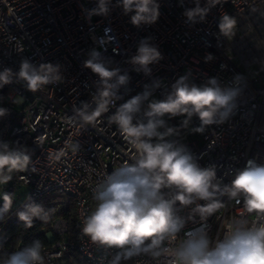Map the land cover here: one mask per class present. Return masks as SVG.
Listing matches in <instances>:
<instances>
[{
  "label": "built area",
  "instance_id": "built-area-1",
  "mask_svg": "<svg viewBox=\"0 0 264 264\" xmlns=\"http://www.w3.org/2000/svg\"><path fill=\"white\" fill-rule=\"evenodd\" d=\"M158 2V21L137 28L115 6L116 0H112L107 17L93 16L91 21L86 20L83 9L94 8L96 0H0V71L11 68L17 72L26 58L36 65L59 64L63 76L62 83L47 85L35 93L22 83L0 89V107L9 110L6 117L0 118V140L27 147L37 169L36 173H13L9 182L29 188L0 220V234L7 237L0 256L5 255L4 246L11 240L12 229L21 224L15 212L26 197L40 204L42 198L58 192L73 200L77 228L69 236L67 219L56 212L45 223V264H107L102 252L88 238L81 237L82 221L95 205L96 184L122 163L130 162L134 150L114 125H108L111 112L98 117L96 128L81 130L66 121L73 105L89 101L96 91L98 77L83 67L93 48L110 60V67L128 71L130 81L120 89L122 99L117 104L156 80L162 83L154 98L162 99L163 93L186 74L197 85L213 77L227 84L237 74L244 76L246 86L229 120L208 126L202 134L183 131L180 139L201 167L215 165L218 178L226 184L231 182V173L242 169L247 160L264 163V17L251 13L252 7L264 9V0H225L211 10L205 22L195 25L186 23L182 15L185 8L194 7L192 0H184L183 6L179 0ZM222 13L238 20L231 40L219 34ZM106 33L114 39L101 47ZM9 37H14L23 51H17ZM146 37L152 38L163 57L150 65L151 75L137 72L126 63L136 53L138 42ZM208 54L213 59L205 62ZM19 97L22 102L15 100ZM182 119H170V126L178 127ZM198 126V118L193 117L190 127ZM76 140L80 144L78 152L71 148ZM64 205L62 201L55 209ZM240 215H247L242 204L226 203L209 218V235L213 240L222 238L229 222ZM29 233L23 232V238ZM19 247L17 244L13 251ZM129 262L150 264L144 257Z\"/></svg>",
  "mask_w": 264,
  "mask_h": 264
},
{
  "label": "clouds",
  "instance_id": "clouds-1",
  "mask_svg": "<svg viewBox=\"0 0 264 264\" xmlns=\"http://www.w3.org/2000/svg\"><path fill=\"white\" fill-rule=\"evenodd\" d=\"M225 0H192L194 7L185 8L182 15L190 25L203 23L213 8ZM181 6L184 0H179ZM116 7L130 17L139 28L155 24L160 16L158 0H116ZM112 0H96L92 9H83L85 18L107 17ZM251 13L264 17V9L251 8ZM238 20L222 13L219 34L231 40L237 31ZM114 38L107 33L101 47ZM9 41L17 51L23 47L14 37ZM83 67L98 77L96 91L89 101L73 105L67 123L81 130L96 128L98 117H107L134 150L130 162H124L96 184L95 205L82 221L81 237H86L107 259V264H127L147 258L150 264H264V163L249 159L242 169L234 170L230 183L217 176L215 165L201 167L196 156L181 142V133H203L208 126L225 123L235 113L246 86L245 77L237 74L227 84L209 78L200 85L190 81V74L179 77L163 93L154 98L161 81L145 85L144 90L125 102L120 89L130 81L127 70L110 67V60L97 49L88 52ZM163 59L151 37L142 38L137 50L126 63L137 72L151 75L150 65ZM213 56L206 55L205 62ZM63 82L59 64L36 65L22 59L19 70L0 71V89L22 83L30 92L42 91L47 85ZM22 97L15 100L22 102ZM114 109V111H112ZM9 110L0 107V118ZM183 117L180 125L170 126L168 120ZM193 117L199 126L190 127ZM80 151L76 140L71 144ZM37 169L30 150L18 143L0 140V185L13 180V173ZM0 220L13 207V195L0 193ZM242 204L247 215L234 217L222 238L213 240L207 224L209 218L226 203ZM56 212L26 197V202L15 212L18 221L31 228L35 220L49 223ZM253 216L250 220L248 217ZM7 237L0 234V248ZM0 264H45L44 246L39 239L20 249L0 256Z\"/></svg>",
  "mask_w": 264,
  "mask_h": 264
},
{
  "label": "trees",
  "instance_id": "trees-1",
  "mask_svg": "<svg viewBox=\"0 0 264 264\" xmlns=\"http://www.w3.org/2000/svg\"><path fill=\"white\" fill-rule=\"evenodd\" d=\"M9 186H11V184ZM9 186H7V189L10 188ZM62 196L64 195H62L61 193L53 192L49 194L48 197L46 196L42 198L40 204H42L46 208H56V205L62 202V198H61ZM66 198H68V200L65 202L64 207L59 206L56 209V213L63 215L67 219L68 221L67 223L69 224V234H70L69 236H72L74 235L77 228V224L75 223L76 221L75 215H74L75 206L71 198L69 197ZM2 204H3V200L0 201V206H2ZM45 226L46 224L39 220H35L31 228L25 227L23 223L17 224L12 229L11 240L8 243H6V245L4 246V250H3L4 254L13 252V249L16 247L17 244H20L19 247L20 249L21 247L31 243L35 239H39L43 245L46 244L48 241L46 237H44L46 232ZM23 232H30V233L24 236L23 238ZM127 264H130V262L128 261Z\"/></svg>",
  "mask_w": 264,
  "mask_h": 264
},
{
  "label": "rangeland",
  "instance_id": "rangeland-1",
  "mask_svg": "<svg viewBox=\"0 0 264 264\" xmlns=\"http://www.w3.org/2000/svg\"><path fill=\"white\" fill-rule=\"evenodd\" d=\"M168 124L170 125L169 120H168ZM9 185L10 183H7V185H0L1 186L0 193L7 192L9 194H12L13 195V205H14L16 201H19V199H21V197L26 194L29 187H27L28 185L26 184L21 185V183H14V184H11V186ZM7 186H9L11 189L10 188L7 189ZM61 198L64 203L68 200V198H66L65 196H62Z\"/></svg>",
  "mask_w": 264,
  "mask_h": 264
}]
</instances>
